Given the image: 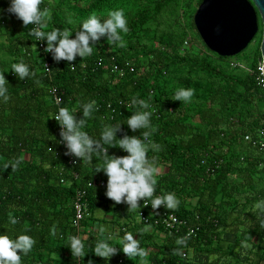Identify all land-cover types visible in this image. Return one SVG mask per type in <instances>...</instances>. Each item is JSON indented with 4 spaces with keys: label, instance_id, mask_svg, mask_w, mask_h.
Returning a JSON list of instances; mask_svg holds the SVG:
<instances>
[{
    "label": "trees",
    "instance_id": "obj_1",
    "mask_svg": "<svg viewBox=\"0 0 264 264\" xmlns=\"http://www.w3.org/2000/svg\"><path fill=\"white\" fill-rule=\"evenodd\" d=\"M202 1L43 0L41 9L49 8L51 15L42 30L68 29L72 39L92 13L103 21L110 11L125 12L129 32L121 33L124 47L102 37L90 56H77L70 64L57 63L51 53L39 50L38 41L28 34L31 25L23 26L6 11L11 0H0L5 10L0 13V72L10 96L7 102L0 98V235L36 239L22 264H140L139 257L129 259L119 250L128 232L134 237L136 232L147 251L144 264H264V212L254 208L264 201V149L254 145L264 128V87L258 79L261 20L258 49L244 69L238 59L244 52L220 57L202 41L194 24ZM21 61L34 76L20 80L11 71ZM46 61L52 80L44 72ZM116 63L123 74L112 72ZM52 85L60 90V105L53 101ZM180 88L195 90L190 102L174 101ZM134 97L146 101L153 113L150 139L159 146L148 152L159 169L154 195L174 193L176 210L161 206L154 211L143 200L140 209L130 212L127 204H115L105 195L108 177L95 173L101 161L72 156L71 164L59 142L60 125L54 119L59 109L74 110L80 119L83 104L91 101L97 110L83 129L90 136L98 139L104 125L122 124L118 140L124 134L140 137L144 129L133 132L126 124L138 110L131 105ZM105 147L110 156L128 155L118 147ZM16 159L21 161L17 170L6 167ZM82 190L88 215L79 230L74 220ZM99 211L106 216L111 212L112 220H100ZM142 211L150 217L172 212L187 225L172 233L162 226L146 231L149 227L138 220ZM9 213L19 223L12 225ZM191 226L200 227L196 237H187ZM161 233L165 240L156 241ZM70 235L85 243L83 260L73 258ZM179 238L186 243L177 244ZM100 240L118 248L110 261L94 254ZM175 249L179 255L173 254Z\"/></svg>",
    "mask_w": 264,
    "mask_h": 264
},
{
    "label": "clouds",
    "instance_id": "obj_2",
    "mask_svg": "<svg viewBox=\"0 0 264 264\" xmlns=\"http://www.w3.org/2000/svg\"><path fill=\"white\" fill-rule=\"evenodd\" d=\"M43 0H11L10 6L6 11L10 15H15L18 20L23 22V26L34 25L28 32L35 37L37 41H47L46 53H51L55 62L67 61L70 64L77 56L82 59L90 56L95 45L102 37H107V41L124 47L122 39L123 34L129 32L128 21L123 9L113 10L108 13V19L101 21L96 13H92L82 26L75 32V39L70 38V30L53 29L45 32L42 29L47 28V20L50 19V9H41ZM4 9H0L3 13ZM69 23H72L69 20ZM51 71V69H48ZM11 71L18 76L20 80H25L35 73L31 72L29 66L23 61L11 66ZM8 81L3 72H0V98L5 102L10 99L8 95ZM55 91V90H53ZM195 93L194 89L180 88L176 91L174 101L190 102ZM59 101V98H57ZM131 105L137 107L126 121L128 128L135 132L144 129L140 137L123 135V138L117 139V133L122 130V124L104 125L98 139L93 138L83 129L86 127L88 119H91L96 111L95 101L83 104L82 118L77 119L74 110L60 108L54 119L60 125L61 131L60 143L64 144L67 151L65 155L78 158L81 161H91L95 156L101 163L95 168V173L103 172L107 177L106 197L115 204H127L129 212L140 209V201L143 200L144 207H147V200H151V207L155 211L161 206L168 210H176L179 206V200L174 193H165L156 196V174L159 169L155 158H149L150 150H158L159 146L151 141L150 137L155 129L151 124L152 111H149L150 105L141 99L133 98ZM54 138V137H53ZM55 139V138H54ZM106 145L115 148L118 147L127 152V156H110ZM118 145V146H117ZM49 151H53L49 148ZM21 161L16 159L9 161L6 167H11L13 171L17 170ZM92 186V184H91ZM93 187V186H92ZM254 208L264 212V201L258 202ZM101 211V210H100ZM88 215V213H87ZM86 215V216H87ZM158 215V213H157ZM85 216V217H86ZM9 221L12 225L19 223L9 213ZM264 227V223L261 224ZM104 231L103 228L100 229ZM55 234V227L52 229ZM69 247L74 259L83 260L88 252L85 251V243L78 235L68 237ZM37 241L30 235L21 234L15 238L6 235H0V264H22V256H27ZM121 243L122 251L129 259L139 257L142 264L148 255L147 251L140 246V241L134 239L132 233H126ZM186 243L185 238H179L177 244ZM95 256L110 261L118 254V248L112 246L107 240H100L95 243L93 249ZM20 253V254H18ZM173 254L179 255L178 249L173 250ZM88 264H94L92 260Z\"/></svg>",
    "mask_w": 264,
    "mask_h": 264
},
{
    "label": "water",
    "instance_id": "obj_3",
    "mask_svg": "<svg viewBox=\"0 0 264 264\" xmlns=\"http://www.w3.org/2000/svg\"><path fill=\"white\" fill-rule=\"evenodd\" d=\"M264 61V0H203L194 15L196 30L206 47L220 57H236L260 32Z\"/></svg>",
    "mask_w": 264,
    "mask_h": 264
},
{
    "label": "built area",
    "instance_id": "obj_4",
    "mask_svg": "<svg viewBox=\"0 0 264 264\" xmlns=\"http://www.w3.org/2000/svg\"><path fill=\"white\" fill-rule=\"evenodd\" d=\"M34 27V25H31V28ZM38 49L39 50H44L45 49V44L43 41H38ZM114 60V58H113ZM48 69H51L50 63L48 61L45 62L44 64V72L48 78L52 80V70L49 71ZM132 70V68H131ZM124 68H121L118 66V64H114L112 72L117 73V74H123L124 73ZM258 71L260 72L259 75V81L260 84L264 87V61L261 59L259 66H258ZM55 90V91H53ZM50 93L53 98V101L56 105H60L63 101L62 95L60 93V90L57 86L52 85L50 88ZM59 98V101L57 100ZM61 131V128L59 129ZM260 136L261 139L256 141L254 145L258 146L260 150L264 149V128L262 131H260ZM246 139H249V137H246ZM70 159L71 164L75 163V160L73 159L72 156L68 155ZM103 185V184H102ZM91 187V184L88 185ZM86 197V192L85 191H78L77 196H76V220H74V225L76 226L77 229L80 230L82 220L85 218V216L88 213V206L87 203L84 202L83 200ZM145 202H143L144 205ZM147 207L145 208H152L151 204L149 201H146ZM139 223H144L145 226L152 228V227H160L162 226L163 229L168 231L169 233L172 232H178L180 229L185 227L187 225V222L184 221L183 219L181 220L175 213L172 212H164L161 213L158 217H150L147 214H145L143 211L139 213L138 216ZM200 230L199 226H191L188 227L187 229V237H196L198 232Z\"/></svg>",
    "mask_w": 264,
    "mask_h": 264
},
{
    "label": "rangeland",
    "instance_id": "obj_5",
    "mask_svg": "<svg viewBox=\"0 0 264 264\" xmlns=\"http://www.w3.org/2000/svg\"><path fill=\"white\" fill-rule=\"evenodd\" d=\"M259 42H260V35H257L255 40L249 45L247 50L244 51V54H242L241 56L238 57V59L241 61L242 67L244 69H248V63L254 59L255 53H256V51L258 49ZM197 45L200 46L201 44L199 42H197ZM108 214L112 215L111 212H108ZM105 220L106 221H111L112 219H110V216H107V218H105ZM90 224H92V223H90ZM101 225H104V222H102ZM104 227H105V225H104ZM97 229L98 228H97V223H96L95 231ZM165 238H166V234L165 233H161L155 240L161 242V241L165 240ZM134 239H136V240L138 239V235L136 234V232H135ZM140 264H142V263H140Z\"/></svg>",
    "mask_w": 264,
    "mask_h": 264
},
{
    "label": "crops",
    "instance_id": "obj_6",
    "mask_svg": "<svg viewBox=\"0 0 264 264\" xmlns=\"http://www.w3.org/2000/svg\"><path fill=\"white\" fill-rule=\"evenodd\" d=\"M107 216H110V219H112V215H109V214H108ZM107 216H106L105 212H100V211H99V212L97 213V217H98L100 220H102V219L105 220V218H107ZM116 229H117V228H116ZM147 230H148V231H152L153 229H151V228H147L146 231H147ZM108 231H110V229H108Z\"/></svg>",
    "mask_w": 264,
    "mask_h": 264
}]
</instances>
